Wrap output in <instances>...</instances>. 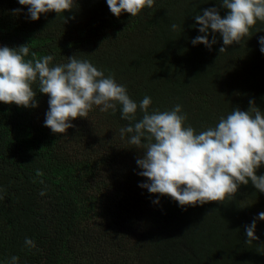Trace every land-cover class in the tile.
<instances>
[{"label":"trees","instance_id":"obj_1","mask_svg":"<svg viewBox=\"0 0 264 264\" xmlns=\"http://www.w3.org/2000/svg\"><path fill=\"white\" fill-rule=\"evenodd\" d=\"M213 6L217 0H156L136 17H117L106 0H77L61 19L49 12L30 21L13 11L26 9L18 0H0V43H31L37 57L53 54L58 62L78 54L114 74L137 101L147 94L161 110L183 104L188 122L200 129L233 106L247 110L252 99L264 109L258 40L264 22L223 53L219 36L211 50L194 46L191 39L202 34L195 15ZM226 11L221 8L222 15ZM172 23L181 29L173 31ZM37 99L36 108L0 102V259L14 254L21 264H264V221L251 243L244 228L264 211V193L254 185H241L224 202L182 208L161 196L156 204L158 194L140 187L141 152L121 138L128 121L119 110L94 107L66 133L54 134L44 125L49 97L38 93ZM259 171L264 174V167ZM26 236L36 249L24 247Z\"/></svg>","mask_w":264,"mask_h":264},{"label":"clouds","instance_id":"obj_2","mask_svg":"<svg viewBox=\"0 0 264 264\" xmlns=\"http://www.w3.org/2000/svg\"><path fill=\"white\" fill-rule=\"evenodd\" d=\"M106 2L117 17L125 12L136 17L152 9L156 0ZM18 3L26 9L13 11L30 21L49 12L57 13V19H61L77 7V0ZM221 8L227 10L224 15ZM195 20L194 27L202 34L192 38L191 43L204 44L211 50L219 36L223 41L219 51L223 53L228 46L242 43L258 22H264V0H217V6L203 9ZM170 27L173 31L181 29L178 23ZM258 40L264 53V35ZM30 44L12 47L0 43V102L36 108L38 93L48 95L44 125L54 134L66 133L75 126V119L87 118L94 107L112 114L119 110L120 118L128 121L120 128V136L140 150L136 161L138 175L145 178L140 187L158 194L154 203L160 204L161 196L171 197L182 208L224 202L232 199L241 185L249 183L264 193V174L259 171L264 167V109L254 99L249 101L247 110L233 106L226 114H220L214 124L197 129L188 122L183 104L175 103L164 110L152 107L150 95L139 101L133 99L126 84L114 74L106 75L91 60L78 54L66 56L63 62L56 61L53 54L37 57ZM138 113L142 114L139 118ZM46 191L42 189L40 195ZM3 198L4 189L0 187V199ZM258 221H264V211L244 226L246 242L259 239ZM24 247L36 249L37 244L26 236ZM0 264H21V258L9 255L0 259Z\"/></svg>","mask_w":264,"mask_h":264}]
</instances>
